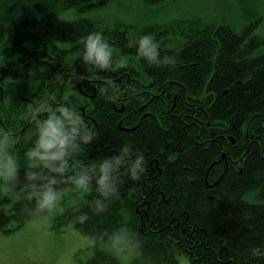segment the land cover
<instances>
[{
    "label": "trees",
    "instance_id": "obj_1",
    "mask_svg": "<svg viewBox=\"0 0 264 264\" xmlns=\"http://www.w3.org/2000/svg\"><path fill=\"white\" fill-rule=\"evenodd\" d=\"M111 1L0 0V82L23 79L27 86L53 91L60 80L46 78L61 63L49 61L79 64L82 39L100 32L117 50L112 60L142 68L153 90L163 92L144 94L152 96L150 113L134 127L139 116L129 106L120 110L115 86L107 83L88 108L94 117L90 134L95 133L89 142L81 135L67 155L62 147L52 158L53 148L48 158L19 162L11 170L8 192L23 189L6 208L12 198L0 187V229L14 230L46 213L39 208L43 194L83 176L88 191L54 225L72 223L91 236L93 254L77 264H127L100 245L121 224L137 235L140 248L128 264H264V35L254 34L250 23L238 29L229 20L209 19L185 27L180 45L165 46L160 30L141 33L127 24L100 23L96 13ZM142 35H151L161 56H175L176 64H149L139 57L135 39ZM42 135L41 127L40 136L27 137L24 145L39 147ZM125 143L143 153L145 171L132 180L127 163L110 160L118 192L105 199L97 183L105 158L119 156ZM24 152L15 151L18 161L29 159L30 151ZM8 156L0 148V169ZM97 199L106 207L99 214Z\"/></svg>",
    "mask_w": 264,
    "mask_h": 264
},
{
    "label": "rangeland",
    "instance_id": "obj_2",
    "mask_svg": "<svg viewBox=\"0 0 264 264\" xmlns=\"http://www.w3.org/2000/svg\"><path fill=\"white\" fill-rule=\"evenodd\" d=\"M96 14L100 23L113 26L127 24L133 31L141 33L165 32L159 41L165 46L180 45L184 40L181 32L185 27L202 25L209 19L229 20L237 24L238 29L250 23L254 34L264 35V0H113ZM113 50L116 53L113 58H116L117 50ZM15 166L7 157L0 169V187L12 198L4 205L6 208L18 199L23 189L8 192L11 170ZM52 192L56 193L58 200L51 211L32 216L14 230L0 229V264H77L91 257L94 242L90 235L72 223L61 228L54 226L56 217L86 191L74 184ZM100 245L110 250L108 238ZM139 256V243L129 251L117 254L127 264Z\"/></svg>",
    "mask_w": 264,
    "mask_h": 264
},
{
    "label": "flooded vegetation",
    "instance_id": "obj_3",
    "mask_svg": "<svg viewBox=\"0 0 264 264\" xmlns=\"http://www.w3.org/2000/svg\"><path fill=\"white\" fill-rule=\"evenodd\" d=\"M49 62L54 66L61 63L59 67H55V74L46 78L51 82L60 80L57 88L59 94H57L56 84L53 85L55 90L50 92L45 90L47 86L41 89L40 84L27 86L23 79L13 81L8 78L0 82V148L4 154L12 156L14 162L8 156L11 164L17 165L19 162L34 164L41 158V155L32 154L37 149L43 154L41 147H29L24 145V142H27L26 139L29 136L35 138L40 136L41 127L44 129L41 123L42 118L47 115L46 119H50V114L46 111L52 113V118L60 119V123L64 126L67 138L62 147L65 149L64 155H67L70 152L67 148L70 146L73 148L81 135L84 137L91 133L90 119L94 120V117L90 113L91 109L88 108L92 98L99 94L107 83L112 87L115 86L113 94L122 101L120 110L129 106L132 115L139 116L134 127L150 113L146 107L152 100V96L148 100L147 95L144 94H163V92L153 90L152 77L143 74L142 68L135 69L134 65H129L128 62L123 67L115 68L118 61L113 60L110 70H101L96 66L85 64L82 60L79 64L74 61L51 60ZM28 78L30 77L24 79ZM43 102L49 104L50 107L42 108ZM25 104L30 105L27 106V111ZM65 111L68 113L67 116H65ZM80 118L86 123V128L79 125L78 119ZM83 143L87 142L83 139ZM27 149L30 151L29 159L18 161L19 156L15 155V151L20 153L26 152Z\"/></svg>",
    "mask_w": 264,
    "mask_h": 264
},
{
    "label": "clouds",
    "instance_id": "obj_4",
    "mask_svg": "<svg viewBox=\"0 0 264 264\" xmlns=\"http://www.w3.org/2000/svg\"><path fill=\"white\" fill-rule=\"evenodd\" d=\"M135 40L136 46L134 48L136 49L138 56L147 63L169 66H174L176 64L175 56H161L159 46L151 35H142ZM81 44L83 48L82 61L85 64L96 66L101 70L112 69V58L116 53L109 42L104 39L102 33H90L82 39ZM128 47H133L131 40H129ZM125 64L126 61L123 58H120L114 67L120 68ZM67 115L68 113L65 111V116ZM78 123L81 127L86 128V123L82 118L78 119ZM73 131H75V129ZM92 135H95V133L85 135L83 137L84 141L89 142L92 139ZM66 138L64 126L60 123V121L50 119L44 126L43 135L39 144V147L44 149V153L41 154L39 149H37V151L32 154L41 155L42 159L48 158L50 150L56 148L57 152L51 154L52 158H54L60 154V150L62 149ZM119 153V156L105 158V163L102 167L103 175L97 181L100 186L98 191L100 192L101 197L105 199L116 196L118 192L117 186L111 176L112 165L110 160L114 159L119 165L127 163L128 167L126 168V172L132 180H139L141 174L145 171L146 165L143 153L139 151L133 152V146L130 143H125L119 149ZM87 181L88 178L82 176L78 181H76V183L87 192ZM57 200L58 197L56 193L51 191L46 192L43 194V199L39 201V208L51 211L56 205ZM96 204L97 207L95 211L97 214L106 210L104 203L100 199L96 200ZM86 219V215L81 216L78 218V222L83 224ZM103 238L104 237L102 236L101 239ZM108 239L110 240V251H112L113 254H120L135 248L138 237L127 225L121 224L118 227H115L111 233L108 234Z\"/></svg>",
    "mask_w": 264,
    "mask_h": 264
}]
</instances>
